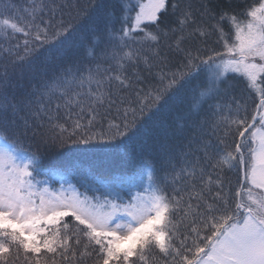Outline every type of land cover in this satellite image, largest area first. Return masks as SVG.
Returning <instances> with one entry per match:
<instances>
[{
  "label": "snow or ice",
  "instance_id": "6c2138e0",
  "mask_svg": "<svg viewBox=\"0 0 264 264\" xmlns=\"http://www.w3.org/2000/svg\"><path fill=\"white\" fill-rule=\"evenodd\" d=\"M0 264H264V0H0Z\"/></svg>",
  "mask_w": 264,
  "mask_h": 264
},
{
  "label": "trees",
  "instance_id": "16d2710c",
  "mask_svg": "<svg viewBox=\"0 0 264 264\" xmlns=\"http://www.w3.org/2000/svg\"><path fill=\"white\" fill-rule=\"evenodd\" d=\"M228 2L234 3V4H243L244 0H228ZM250 2V0H249ZM15 3L20 6L22 9L26 6V0H15ZM19 15H24V13L21 11L18 13ZM228 25L225 24V28L227 29ZM19 40H23V36L18 37ZM217 50L222 51V47L217 46ZM237 75V74H233ZM239 79V77H237ZM254 107V105L249 104V110ZM35 150V149H33ZM44 155V164H53L57 166H65L70 163H76L81 167L88 168V167H94L98 169L101 172H109V171H119L127 168L129 164H138V159H133V150H129L128 153H125L121 151L114 157L110 158H104L95 156L92 154L82 155L79 153H71V154H63V153H57L55 155H49L47 152L43 153ZM233 182L235 183L238 173L233 172L229 174ZM73 183H76V181H73ZM80 190H84L85 188L81 184L76 185Z\"/></svg>",
  "mask_w": 264,
  "mask_h": 264
},
{
  "label": "rangeland",
  "instance_id": "374dc122",
  "mask_svg": "<svg viewBox=\"0 0 264 264\" xmlns=\"http://www.w3.org/2000/svg\"><path fill=\"white\" fill-rule=\"evenodd\" d=\"M53 187L58 188V187H59V182H57L56 184H54ZM77 188H78V187H77ZM78 189H79V188H78ZM79 191H80L81 193H83V192L86 191V189H84V190H80V189H79ZM87 194L90 195V196H91V195H95V193L92 192L91 190H88V191H87Z\"/></svg>",
  "mask_w": 264,
  "mask_h": 264
}]
</instances>
